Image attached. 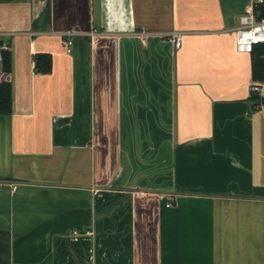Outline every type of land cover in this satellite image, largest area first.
Instances as JSON below:
<instances>
[{
	"label": "crops",
	"instance_id": "0c3cea01",
	"mask_svg": "<svg viewBox=\"0 0 264 264\" xmlns=\"http://www.w3.org/2000/svg\"><path fill=\"white\" fill-rule=\"evenodd\" d=\"M251 2L0 0V264H264Z\"/></svg>",
	"mask_w": 264,
	"mask_h": 264
},
{
	"label": "trees",
	"instance_id": "16d2710c",
	"mask_svg": "<svg viewBox=\"0 0 264 264\" xmlns=\"http://www.w3.org/2000/svg\"><path fill=\"white\" fill-rule=\"evenodd\" d=\"M254 11L258 18L264 17V2L257 4ZM251 59V78L253 82H262L264 80V44H256L252 51ZM34 68L40 72H48L51 69V57L47 53H36L33 57ZM2 66L5 71L11 67V55L8 50L2 51ZM253 109H257L264 104V97L258 92H251ZM11 111V85L6 82H0V113H9Z\"/></svg>",
	"mask_w": 264,
	"mask_h": 264
},
{
	"label": "built area",
	"instance_id": "2783aa9c",
	"mask_svg": "<svg viewBox=\"0 0 264 264\" xmlns=\"http://www.w3.org/2000/svg\"><path fill=\"white\" fill-rule=\"evenodd\" d=\"M264 0H252V2L245 7L244 12L239 18V26L235 30V48L238 52L250 53L253 47L258 43L264 44V17L258 18L254 7L257 4L263 3ZM66 38V51H71L72 39ZM171 41L175 48L181 45L182 36L179 32H173L170 35ZM259 84L254 83L250 85L251 92L259 91ZM12 188H16L15 185ZM90 234V231H86Z\"/></svg>",
	"mask_w": 264,
	"mask_h": 264
}]
</instances>
